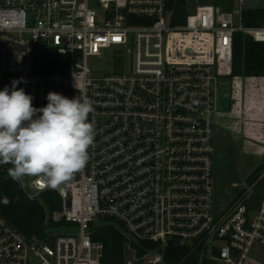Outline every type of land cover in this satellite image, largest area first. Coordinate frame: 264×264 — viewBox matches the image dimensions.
<instances>
[{"label":"built area","instance_id":"2783aa9c","mask_svg":"<svg viewBox=\"0 0 264 264\" xmlns=\"http://www.w3.org/2000/svg\"><path fill=\"white\" fill-rule=\"evenodd\" d=\"M186 1L185 22L173 23L170 0H0V90L17 80L36 108L49 92L86 96L95 132L85 168L55 190L61 208L48 212L45 237L0 213V264H103L93 235L107 223L125 237L124 264H171L178 250L176 264H264V184L254 197L264 167L233 183L241 188L226 203L216 173L234 37L264 41V25L244 24L248 0ZM38 43L67 67L38 72ZM108 51L110 69L95 71L89 58ZM260 120L264 159V97ZM9 167L0 165V180ZM24 190L40 199L53 189L31 179Z\"/></svg>","mask_w":264,"mask_h":264},{"label":"clouds","instance_id":"9594fccd","mask_svg":"<svg viewBox=\"0 0 264 264\" xmlns=\"http://www.w3.org/2000/svg\"><path fill=\"white\" fill-rule=\"evenodd\" d=\"M18 83L0 90V165H11L8 175L21 188L35 179L41 189L62 191L89 160L95 136L92 102L49 92L47 105L36 108L34 97Z\"/></svg>","mask_w":264,"mask_h":264},{"label":"trees","instance_id":"16d2710c","mask_svg":"<svg viewBox=\"0 0 264 264\" xmlns=\"http://www.w3.org/2000/svg\"><path fill=\"white\" fill-rule=\"evenodd\" d=\"M174 10L173 23H184L187 16L186 0H170ZM243 22L246 26L264 25V7H246L243 10ZM36 70L42 73L62 71L67 67V56L59 55L54 48L43 43L35 47ZM264 76V41H257L243 32H237L234 37L233 77H263ZM7 200V202H5ZM61 208V197L55 190H47L40 199H30L21 186L11 178L0 180V213L15 227L27 236L47 235L48 212ZM94 238L105 245L103 264H124L125 237L112 223L97 228ZM172 250V248H171ZM175 251V249H174ZM167 254L166 259L176 264L181 257ZM170 253V249H169ZM185 264H195L191 258Z\"/></svg>","mask_w":264,"mask_h":264},{"label":"rangeland","instance_id":"374dc122","mask_svg":"<svg viewBox=\"0 0 264 264\" xmlns=\"http://www.w3.org/2000/svg\"><path fill=\"white\" fill-rule=\"evenodd\" d=\"M217 1L220 3L224 0ZM246 6L264 7V0H248ZM111 59L110 51H108L104 56L90 57L89 63L95 71L103 72L110 69ZM248 81L249 86L253 89L248 87V90L245 87L248 86ZM227 82L228 85L224 87V92L227 94L220 95L219 107L222 112L228 111L231 107L232 97V108L235 111L231 110V113L222 116L218 126V129L222 127L221 133L218 129L216 132L218 199L225 203L229 202L232 196L237 195L241 188V185L236 186L233 183H243L256 178L264 167L261 151L263 126L260 120L264 97V79H245L243 90L240 92L238 88L236 92L241 101H237L232 96L230 77ZM237 83L240 84V82ZM263 184L264 180H261L255 187L254 197L257 199L262 195ZM128 257H132L131 252Z\"/></svg>","mask_w":264,"mask_h":264},{"label":"crops","instance_id":"0c3cea01","mask_svg":"<svg viewBox=\"0 0 264 264\" xmlns=\"http://www.w3.org/2000/svg\"><path fill=\"white\" fill-rule=\"evenodd\" d=\"M250 78H261V79H264L263 77H240V79H238L236 82H234V86H232V96H233V98L234 99H236L237 101H241V100H239L240 98L238 97V95L236 94V92H237V90H238V88H239V90H240V92L243 90V88L242 87H244L243 85H244V80L246 79H250ZM237 82H240V84L239 83H237ZM231 85H232V82H231ZM235 85H236V87H235ZM238 85V86H237ZM245 87H247V89H248V87L249 88H252V87H250L249 86V81H248V86H245ZM253 89V88H252ZM249 90V89H248ZM250 91H252L251 89H250ZM241 97V96H240ZM233 101H232V97H231V107H230V109L228 110V111H224L223 112V115L222 116H224V115H226L227 113H231V110L232 111H235L233 108H232V106H233ZM246 104V103H245ZM222 118V117H221ZM221 129H222V127H220V129H218L219 130V133H221Z\"/></svg>","mask_w":264,"mask_h":264},{"label":"snow or ice","instance_id":"6c2138e0","mask_svg":"<svg viewBox=\"0 0 264 264\" xmlns=\"http://www.w3.org/2000/svg\"><path fill=\"white\" fill-rule=\"evenodd\" d=\"M118 39V38H117Z\"/></svg>","mask_w":264,"mask_h":264}]
</instances>
